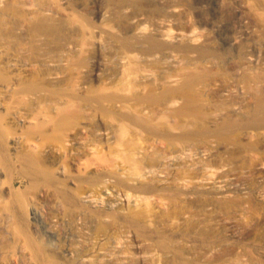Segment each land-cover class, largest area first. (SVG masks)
I'll list each match as a JSON object with an SVG mask.
<instances>
[{
    "label": "bare ground",
    "instance_id": "bare-ground-1",
    "mask_svg": "<svg viewBox=\"0 0 264 264\" xmlns=\"http://www.w3.org/2000/svg\"><path fill=\"white\" fill-rule=\"evenodd\" d=\"M0 264H264V8L0 0Z\"/></svg>",
    "mask_w": 264,
    "mask_h": 264
},
{
    "label": "rangeland",
    "instance_id": "rangeland-1",
    "mask_svg": "<svg viewBox=\"0 0 264 264\" xmlns=\"http://www.w3.org/2000/svg\"><path fill=\"white\" fill-rule=\"evenodd\" d=\"M240 2L242 4H245L246 3V0H240ZM256 2H258L264 8V0H256ZM250 17H251V23L253 25H256V19L253 16H250ZM232 18H233V15H232Z\"/></svg>",
    "mask_w": 264,
    "mask_h": 264
}]
</instances>
